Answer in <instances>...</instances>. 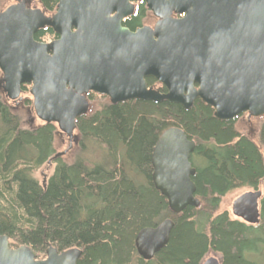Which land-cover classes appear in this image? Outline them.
Masks as SVG:
<instances>
[{
	"label": "trees",
	"instance_id": "trees-1",
	"mask_svg": "<svg viewBox=\"0 0 264 264\" xmlns=\"http://www.w3.org/2000/svg\"><path fill=\"white\" fill-rule=\"evenodd\" d=\"M6 1L0 0V12ZM36 1L47 15L56 13L59 0ZM147 12L140 5L123 25L134 32ZM57 39L49 28L35 36L38 42ZM2 77L0 71V237H8L11 248L28 246L40 260L50 246L60 252L78 248L83 252L78 264H203L210 254L221 264H262L264 197L256 226L219 210L232 192L264 188V124L259 147L236 129L243 115L218 120L200 100L186 110L168 102L113 105L90 93V110L76 122L78 150L66 162L55 158L57 125L24 127ZM147 84L166 93L153 79ZM30 89L23 85V95ZM22 102L34 113L32 98ZM170 129L196 143L191 163L200 206L181 214L170 210L152 181L154 149ZM45 167L54 168L40 181L36 174ZM166 220L174 222L169 243L151 261L143 260L137 235Z\"/></svg>",
	"mask_w": 264,
	"mask_h": 264
},
{
	"label": "water",
	"instance_id": "water-1",
	"mask_svg": "<svg viewBox=\"0 0 264 264\" xmlns=\"http://www.w3.org/2000/svg\"><path fill=\"white\" fill-rule=\"evenodd\" d=\"M139 2L158 22L133 32L123 21ZM46 28L58 39L36 41ZM0 71L8 99L21 103L22 86L30 85L36 117L57 125L70 141L90 110V93L113 105L168 102L186 110L200 100L226 122L244 114L264 117V0H59L53 15L18 1L0 12ZM148 79L166 93L149 88ZM195 149L183 131L170 129L152 155L153 184L174 214L200 206ZM262 198L261 190L242 194L233 202V216L258 225ZM173 228L166 220L143 229L135 241L138 255L151 261ZM82 253L50 246L40 260L30 247L13 249L8 237H0V264H78ZM203 264L221 262L211 257Z\"/></svg>",
	"mask_w": 264,
	"mask_h": 264
},
{
	"label": "rangeland",
	"instance_id": "rangeland-1",
	"mask_svg": "<svg viewBox=\"0 0 264 264\" xmlns=\"http://www.w3.org/2000/svg\"><path fill=\"white\" fill-rule=\"evenodd\" d=\"M21 1L26 2V4L29 7L38 8V3L36 0H21ZM15 3H16L15 0L6 1L2 6V10H5L7 7H9ZM155 23H156L155 17L152 15L151 12H148L147 17L144 20V26L153 27ZM26 98H32V96L30 95V92L28 94L23 95V99H26ZM11 105L15 108L17 113L22 118V122H23L24 127L33 128V127L40 126L43 123L42 121H40L36 117V115L32 112L30 107L24 106L23 102H21L19 104L11 103ZM263 124H264V117L249 118L248 114H245L236 122V129L238 130L239 133L243 134L248 139H250L254 144H256L257 146L260 147L259 136H260V131H261ZM75 134H77V133H75ZM70 146H71V148H70ZM69 148H70V150H69ZM55 150H56L57 154L64 153L65 151L69 150L68 153L62 158L66 162H72L75 155H76V151L78 150V148H77V144H76L74 139L72 141H70V139L65 134L61 133L58 130V134H57L56 139H55ZM262 151L264 152L263 149H262ZM53 168H51L50 171H47L46 167L43 168L41 171H39L36 174L37 178L40 181H43L44 175L46 173L51 174ZM259 190L262 191L263 197H264V188L261 187ZM249 191H251V190L242 189V190H238V191H235V192L228 194L223 199V202L221 204V208L219 210V214L227 212L229 214L230 218L236 219L232 214L233 202L239 196H241L242 194L249 192ZM213 256L219 258L216 255L210 254V255H208V257L206 259L213 257ZM261 263L264 264V260H262Z\"/></svg>",
	"mask_w": 264,
	"mask_h": 264
},
{
	"label": "flooded vegetation",
	"instance_id": "flooded-vegetation-1",
	"mask_svg": "<svg viewBox=\"0 0 264 264\" xmlns=\"http://www.w3.org/2000/svg\"><path fill=\"white\" fill-rule=\"evenodd\" d=\"M135 4V12H134V14L136 13V11L138 10V7L140 6V5H145V7H146V9H147V6H146V4L144 3V2H139V3H134ZM148 10V9H147ZM148 12H150L149 10H148ZM148 12L146 13V15H145V18L143 19V23H142V25H141V27H137L136 29H135V31H137L138 29H140V28H143V27H150V26H144V20L146 19V17H147V15H148ZM133 14V15H134ZM132 15V16H133ZM153 15V14H152ZM131 16V17H132ZM154 16V15H153ZM131 17H129V18H131ZM155 17V16H154ZM129 18H127V19H129ZM127 19H125L124 21H123V24H124V22H126V20ZM155 19H156V23L158 22V19L155 17ZM156 23L154 24V26L156 25ZM124 26V25H123ZM153 26V27H154ZM124 27H126V28H128L129 30H131L132 31V29L131 28H129L128 26H124ZM153 27H151V28H153ZM134 31V32H135ZM205 262V261H204ZM203 262V263H204Z\"/></svg>",
	"mask_w": 264,
	"mask_h": 264
},
{
	"label": "bare ground",
	"instance_id": "bare-ground-1",
	"mask_svg": "<svg viewBox=\"0 0 264 264\" xmlns=\"http://www.w3.org/2000/svg\"><path fill=\"white\" fill-rule=\"evenodd\" d=\"M63 157H64V156H63ZM61 158H62V157H61ZM213 257H215V256H213ZM210 258H211V257H210ZM216 258H217V257H216ZM208 259H209V258H208ZM208 259H206V260H208ZM218 259H219V258H218ZM206 260H205V261H206ZM219 260H220V259H219ZM220 262H221V261H220Z\"/></svg>",
	"mask_w": 264,
	"mask_h": 264
}]
</instances>
